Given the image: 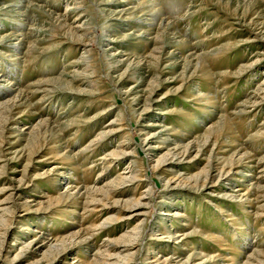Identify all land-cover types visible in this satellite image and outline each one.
<instances>
[{
	"label": "rangeland",
	"instance_id": "obj_1",
	"mask_svg": "<svg viewBox=\"0 0 264 264\" xmlns=\"http://www.w3.org/2000/svg\"><path fill=\"white\" fill-rule=\"evenodd\" d=\"M0 264H264V0H0Z\"/></svg>",
	"mask_w": 264,
	"mask_h": 264
},
{
	"label": "bare ground",
	"instance_id": "obj_2",
	"mask_svg": "<svg viewBox=\"0 0 264 264\" xmlns=\"http://www.w3.org/2000/svg\"><path fill=\"white\" fill-rule=\"evenodd\" d=\"M88 35V34H87ZM135 240V239H134ZM134 240H132V241H134ZM128 244V243H127ZM131 244H133V243H131ZM129 247H131V246H129ZM127 249V248H126ZM129 250V249H128ZM123 259V258H122Z\"/></svg>",
	"mask_w": 264,
	"mask_h": 264
}]
</instances>
